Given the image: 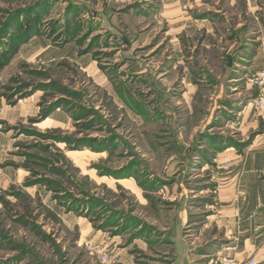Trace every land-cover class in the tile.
Here are the masks:
<instances>
[{"label": "rangeland", "instance_id": "374dc122", "mask_svg": "<svg viewBox=\"0 0 264 264\" xmlns=\"http://www.w3.org/2000/svg\"><path fill=\"white\" fill-rule=\"evenodd\" d=\"M226 1L0 0V264H216L264 184V0Z\"/></svg>", "mask_w": 264, "mask_h": 264}, {"label": "crops", "instance_id": "0c3cea01", "mask_svg": "<svg viewBox=\"0 0 264 264\" xmlns=\"http://www.w3.org/2000/svg\"><path fill=\"white\" fill-rule=\"evenodd\" d=\"M226 2L228 6H234L235 0ZM258 5L257 0H245L246 14L258 8ZM253 182L257 185L262 183L258 177L252 175H247L245 179H242L241 188L243 189L239 195L242 200L239 202L240 212L237 213L239 228L234 235H231L233 239L229 234L230 240L224 244L235 246V250L230 254L237 259L243 260L254 254L253 257L257 259L258 264H264V184H261L263 185L262 190H248V184ZM257 247L263 248L257 249Z\"/></svg>", "mask_w": 264, "mask_h": 264}, {"label": "built area", "instance_id": "2783aa9c", "mask_svg": "<svg viewBox=\"0 0 264 264\" xmlns=\"http://www.w3.org/2000/svg\"><path fill=\"white\" fill-rule=\"evenodd\" d=\"M249 84L254 85L258 89L257 96L254 100V107L256 110L264 116V65L249 78ZM89 249H93L95 252H100L97 248H92L89 243H86ZM235 248L231 245H222L217 253L216 264H258L255 257H248L243 260H239L229 254L234 251ZM102 258H106V254L100 253Z\"/></svg>", "mask_w": 264, "mask_h": 264}, {"label": "trees", "instance_id": "16d2710c", "mask_svg": "<svg viewBox=\"0 0 264 264\" xmlns=\"http://www.w3.org/2000/svg\"><path fill=\"white\" fill-rule=\"evenodd\" d=\"M2 67V64L0 63V68Z\"/></svg>", "mask_w": 264, "mask_h": 264}]
</instances>
